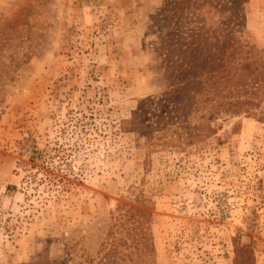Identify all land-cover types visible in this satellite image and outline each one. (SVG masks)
Listing matches in <instances>:
<instances>
[{
  "label": "rangeland",
  "instance_id": "374dc122",
  "mask_svg": "<svg viewBox=\"0 0 264 264\" xmlns=\"http://www.w3.org/2000/svg\"><path fill=\"white\" fill-rule=\"evenodd\" d=\"M0 264H264V0H0Z\"/></svg>",
  "mask_w": 264,
  "mask_h": 264
},
{
  "label": "trees",
  "instance_id": "16d2710c",
  "mask_svg": "<svg viewBox=\"0 0 264 264\" xmlns=\"http://www.w3.org/2000/svg\"><path fill=\"white\" fill-rule=\"evenodd\" d=\"M245 66V65H244ZM251 67L250 66H245L244 67V72L241 75L237 76V79H230L228 80V82H230V84L235 85L233 86V90L234 92H236V94L238 95L237 97L240 98L243 96L244 93H248L247 87L249 86L247 84V77L252 75L253 72L250 70ZM259 80H255V81H249V83H253L256 84V82ZM229 93L227 96L223 97V99H218L217 100V114H220V112H222V110H225L226 112H231L233 114H239L242 112L241 108L243 107L244 103L240 102L239 99H237V101H233V100H229V97L231 96ZM249 112V111H246ZM244 248H240L239 252H241V254L244 252ZM241 254L239 255V257L241 258Z\"/></svg>",
  "mask_w": 264,
  "mask_h": 264
}]
</instances>
